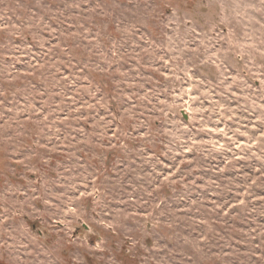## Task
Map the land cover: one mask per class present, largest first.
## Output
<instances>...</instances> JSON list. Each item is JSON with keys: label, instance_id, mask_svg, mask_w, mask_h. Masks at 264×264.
I'll return each instance as SVG.
<instances>
[{"label": "rangeland", "instance_id": "rangeland-1", "mask_svg": "<svg viewBox=\"0 0 264 264\" xmlns=\"http://www.w3.org/2000/svg\"><path fill=\"white\" fill-rule=\"evenodd\" d=\"M0 264H264V0H0Z\"/></svg>", "mask_w": 264, "mask_h": 264}]
</instances>
